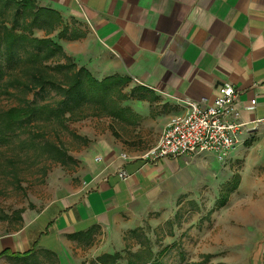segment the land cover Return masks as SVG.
Wrapping results in <instances>:
<instances>
[{
  "label": "crops",
  "instance_id": "crops-1",
  "mask_svg": "<svg viewBox=\"0 0 264 264\" xmlns=\"http://www.w3.org/2000/svg\"><path fill=\"white\" fill-rule=\"evenodd\" d=\"M36 6L54 11L61 23L48 35L33 29L34 36L60 44L98 80L130 79L123 92L133 95L122 103L130 113L121 122L134 130L124 145L93 143L79 159L74 189L21 214L13 231L0 234V259L32 248L65 259L72 242L82 241L68 236L90 229L92 237H119L137 212L177 188L184 155L139 156L157 145L171 119L187 112V102L212 103L223 83L235 88L245 124L227 158L243 144L264 153V0H36ZM63 26L66 37L58 39ZM77 27L84 36L73 39Z\"/></svg>",
  "mask_w": 264,
  "mask_h": 264
},
{
  "label": "rangeland",
  "instance_id": "rangeland-1",
  "mask_svg": "<svg viewBox=\"0 0 264 264\" xmlns=\"http://www.w3.org/2000/svg\"><path fill=\"white\" fill-rule=\"evenodd\" d=\"M13 13L12 5L4 6L0 22L10 25ZM74 31L84 36L81 28ZM30 51L28 44L16 47L8 62L0 48V113L27 104L54 105L61 98L54 89L41 90L29 83L30 63L25 57ZM43 63L59 82L75 71L56 69V65L68 63L59 53ZM76 67H81L80 61ZM24 83L31 89L27 90ZM95 109L82 106L78 116H88L64 125L31 119L9 133L5 143L0 142V234L11 232L20 224L15 214L18 210L22 211L20 214L38 211L74 189L80 178L79 159L89 154L93 143L105 140L124 145L125 139L133 136L134 126L111 117L91 116ZM45 143L59 146L73 161L60 163L51 158L43 148ZM250 147L243 144L223 162L211 154L181 156L177 188L137 212L130 226L113 241L112 236L99 233L90 245L83 240L72 242L65 259L38 252L37 263L5 258L0 259V264H98L95 258L105 252L102 250L119 252V264H126L129 258L136 264H148L153 259L155 264H264V153ZM234 184L225 203L219 205L222 194ZM3 215L9 218L3 219Z\"/></svg>",
  "mask_w": 264,
  "mask_h": 264
},
{
  "label": "trees",
  "instance_id": "trees-1",
  "mask_svg": "<svg viewBox=\"0 0 264 264\" xmlns=\"http://www.w3.org/2000/svg\"><path fill=\"white\" fill-rule=\"evenodd\" d=\"M13 6V18L10 25L7 22H0V48L2 47L6 53L8 62H11L14 56L16 47H23L25 44L31 46L32 51L28 52L25 61L30 63L27 68L30 71V82L33 88L38 87L41 90L45 88L54 89L60 94L61 98L54 104H27L25 106L11 107L0 113V142H6L9 133H14L20 129L25 123L31 119H40L45 121H55L60 125H64L66 121H74L87 117L86 114L78 116V111L84 105H90L95 109L91 116H106L117 120H126L130 113L127 107L122 106V103L133 95L123 92L124 87L130 81L127 76L110 75L100 80L84 67H76V62L66 56L64 49L60 44L54 42L49 37H36L33 34V29H42L45 35H48L54 30L56 24L61 23L58 15L51 10L38 8L36 0H0V10L6 6ZM67 30L63 26L58 33L59 38L66 37ZM81 35L73 34L71 38L77 39ZM59 53L68 63L56 65V69L75 71L68 75L65 81L59 82L51 75L46 68L49 67L43 62L50 60L53 55ZM2 71L0 70V76ZM17 83L22 84L19 80ZM27 90L31 89L26 83L23 84ZM44 150L51 158L60 163H65L67 160L73 159L59 146L53 143H45ZM236 184L229 187L222 194L219 205H223L227 196L235 188ZM21 210L15 212L16 217L21 220ZM3 219L9 218L8 215H3ZM130 233H134L131 231ZM70 239H79L87 242V245L92 244V229L85 232H78L68 236ZM46 255L57 259V255L52 251H45ZM38 251L34 248L24 253L6 254L15 261L23 263H37ZM136 256L137 254H132ZM151 253H149V257ZM121 259L119 252H103L96 256L95 261L98 264H119ZM148 264H155V259L148 261ZM126 264H136L135 260L129 258Z\"/></svg>",
  "mask_w": 264,
  "mask_h": 264
},
{
  "label": "built area",
  "instance_id": "built-area-1",
  "mask_svg": "<svg viewBox=\"0 0 264 264\" xmlns=\"http://www.w3.org/2000/svg\"><path fill=\"white\" fill-rule=\"evenodd\" d=\"M236 96L235 88L229 83H223L212 103L201 105L187 102V112L171 119L157 145L139 158L156 160L170 156L212 153L219 162L225 161L238 143L245 126L234 105ZM251 103L254 104V100ZM121 158L125 160L127 156L123 154ZM119 176L122 179L127 177L123 170L119 172Z\"/></svg>",
  "mask_w": 264,
  "mask_h": 264
}]
</instances>
